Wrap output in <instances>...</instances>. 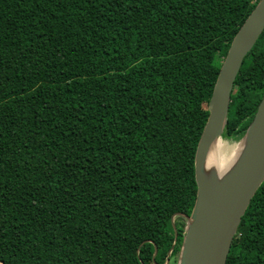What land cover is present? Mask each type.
Listing matches in <instances>:
<instances>
[{
    "label": "trees",
    "instance_id": "obj_1",
    "mask_svg": "<svg viewBox=\"0 0 264 264\" xmlns=\"http://www.w3.org/2000/svg\"><path fill=\"white\" fill-rule=\"evenodd\" d=\"M259 1L0 0V264H164L174 229L176 263L207 104ZM263 93L264 30L224 139ZM226 264H264V181Z\"/></svg>",
    "mask_w": 264,
    "mask_h": 264
},
{
    "label": "water",
    "instance_id": "obj_2",
    "mask_svg": "<svg viewBox=\"0 0 264 264\" xmlns=\"http://www.w3.org/2000/svg\"><path fill=\"white\" fill-rule=\"evenodd\" d=\"M263 30L264 0H260L233 37L207 104L208 116L194 155V205L190 215L175 214L171 218L173 227L176 216L185 220L175 264H226L241 218L264 181V93L252 121L238 140L242 148L232 166L223 174L205 169L211 146L223 138L236 76ZM174 233L164 264H169L176 243L175 229ZM156 254L155 247L152 260Z\"/></svg>",
    "mask_w": 264,
    "mask_h": 264
},
{
    "label": "bare ground",
    "instance_id": "obj_3",
    "mask_svg": "<svg viewBox=\"0 0 264 264\" xmlns=\"http://www.w3.org/2000/svg\"><path fill=\"white\" fill-rule=\"evenodd\" d=\"M241 148V143L228 145L218 139L208 152L205 169L207 171H215L218 174L225 173L234 163Z\"/></svg>",
    "mask_w": 264,
    "mask_h": 264
},
{
    "label": "rangeland",
    "instance_id": "obj_4",
    "mask_svg": "<svg viewBox=\"0 0 264 264\" xmlns=\"http://www.w3.org/2000/svg\"><path fill=\"white\" fill-rule=\"evenodd\" d=\"M221 141L224 142V143H227L228 145H238L240 141H233V140H228V139H223L221 138ZM182 242V241H181Z\"/></svg>",
    "mask_w": 264,
    "mask_h": 264
}]
</instances>
